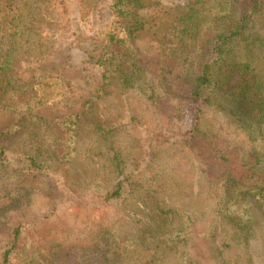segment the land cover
<instances>
[{
    "label": "trees",
    "instance_id": "trees-1",
    "mask_svg": "<svg viewBox=\"0 0 264 264\" xmlns=\"http://www.w3.org/2000/svg\"><path fill=\"white\" fill-rule=\"evenodd\" d=\"M78 1L82 20L89 26L96 0ZM42 8L41 0H0V110L19 116L8 133H0V197L5 177L32 176L47 181L52 191L60 189V195L50 197L52 203L44 212L43 220L48 223L60 207L68 204L113 207L128 217L132 231L124 239L110 230L100 232L88 250L58 248L52 255V264H125L144 254L150 264L170 259L184 264L178 261L177 253L184 257L179 249L198 236L194 217L186 207L166 205L162 200L164 189L156 184L160 175L154 171L166 157L175 158L177 164V158L184 157L195 172L194 188L214 199L210 229L215 233L202 237L213 244L215 263L233 264L229 251L232 247L222 227L234 219L227 213L241 215V221L249 222L256 209L264 210V187L243 183L255 176L264 177V74L256 73L254 61L258 56L264 59V35L257 31L264 26V0H187L169 17L168 11L159 8V0L114 1L111 9L115 21L97 59L103 69V84L99 97L86 103L87 109L93 110L116 80L120 79L125 89L134 88L138 79L151 74L153 65L141 55L138 45L140 36L147 34L160 46L162 61L157 62L170 66L169 73L182 81L190 104L174 109L171 125L147 130L146 156L132 162L114 146L117 124L86 125L82 120L85 112L70 117L65 125L73 149L86 137L100 144L96 154L109 163L104 184H69L52 172L43 154L35 150L27 153L15 143L26 134L38 147L51 148L50 123L35 110L68 98L66 80L50 71L32 84L17 82L12 74L19 59L40 58L48 52L49 43L43 40L39 27L44 19L40 17ZM152 86L148 87V98L158 105ZM217 109L225 110L237 122L247 145L229 141L207 125V113ZM135 120L130 115L129 122ZM87 127L91 131L84 134L83 128ZM55 136L58 137L56 133ZM25 229H29L27 222L14 229L0 264L11 263Z\"/></svg>",
    "mask_w": 264,
    "mask_h": 264
},
{
    "label": "rangeland",
    "instance_id": "rangeland-1",
    "mask_svg": "<svg viewBox=\"0 0 264 264\" xmlns=\"http://www.w3.org/2000/svg\"><path fill=\"white\" fill-rule=\"evenodd\" d=\"M41 1L43 11L40 17L44 19L39 27L43 40L49 43L48 52L40 58L19 59L13 66L12 74L17 82L32 84L42 74L50 71L66 80L64 83L68 98L35 110L36 115L50 123L52 130L49 133L52 137H49L48 145L52 144L51 148L38 147L37 143L30 142L26 134H23L22 139L17 138L15 143L27 153L35 150L43 154L48 158L47 165L51 166L52 172L64 177L69 184L77 181L104 184L108 180L109 163L96 154L99 153L100 144L86 137L77 149H73L65 125L70 117L85 112L82 120L86 125L117 124L114 146L125 160L132 162L146 156V131H156L171 125L174 109L187 108L190 101L185 95V89H182V81H177L169 73L170 66L157 62L162 61L160 46L147 34L140 36L138 45L141 55L153 65L151 74L138 79L134 88L125 89L121 80H116L115 84L104 91V98L99 100L95 108L91 111L87 109L86 103L99 97L98 91L103 84V69L98 65L97 59L115 21L111 9L115 0H96L89 26L82 20L83 13L78 0ZM186 2L187 0H159V8L168 11L169 17L184 7ZM149 13L152 15L154 10ZM168 17L164 20V29ZM257 31L264 35V26ZM254 61L256 73L263 75V57L258 56ZM149 85H153L160 104H153L149 100ZM130 115L136 120L129 122ZM18 119L17 114L0 110V133H8ZM206 122L227 140L236 141L241 146L248 144L242 138V130L237 122L229 118L225 110L209 111ZM188 124L189 119L186 127ZM83 129L84 134L91 131L90 127ZM256 144L262 143L257 141ZM183 158H177V164L175 158L166 157L154 169L160 175L156 184L164 189L165 196L162 200L166 205L186 207L194 217V231L198 236H193L179 249L185 258L180 257L179 253L177 258L178 261H185L184 264H217L212 257L213 244L202 237L215 233L210 229L214 218L211 208L214 199L201 194L197 187L194 188L192 179L195 172L190 161ZM43 180L32 176L26 179L5 177L2 190L4 194L0 197V257L9 246L14 229L23 222H27L29 227L25 229L20 248L12 256L10 264H52V255L58 248L88 250L95 245L96 235L100 232L110 230L124 239L132 231L128 217L113 207L68 204L58 209L52 222H46L43 216L46 207L52 203L50 197L54 198L57 193L60 195V189L58 187V191H52L47 187L49 183ZM243 183L248 187H264V177L255 176ZM9 194L14 195L15 199ZM227 214L234 217L231 218L233 223L225 222L222 226L232 247L229 251L233 264H264V210L256 209L254 218L249 222L243 218L241 221V215ZM125 264L150 263L148 255L144 254L133 257ZM162 264L177 262L170 259Z\"/></svg>",
    "mask_w": 264,
    "mask_h": 264
}]
</instances>
